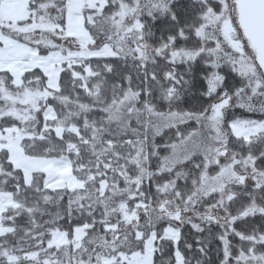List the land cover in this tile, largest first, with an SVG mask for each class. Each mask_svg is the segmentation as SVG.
<instances>
[{
	"label": "snow or ice",
	"instance_id": "obj_1",
	"mask_svg": "<svg viewBox=\"0 0 264 264\" xmlns=\"http://www.w3.org/2000/svg\"><path fill=\"white\" fill-rule=\"evenodd\" d=\"M0 264H264V0H0Z\"/></svg>",
	"mask_w": 264,
	"mask_h": 264
}]
</instances>
